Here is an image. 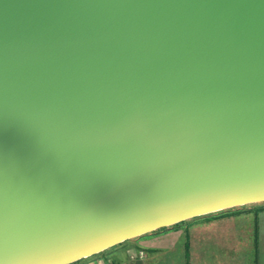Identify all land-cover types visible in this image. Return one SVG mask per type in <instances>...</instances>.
Instances as JSON below:
<instances>
[{
  "label": "water",
  "instance_id": "95a60500",
  "mask_svg": "<svg viewBox=\"0 0 264 264\" xmlns=\"http://www.w3.org/2000/svg\"><path fill=\"white\" fill-rule=\"evenodd\" d=\"M257 202L264 0H0V264Z\"/></svg>",
  "mask_w": 264,
  "mask_h": 264
},
{
  "label": "rangeland",
  "instance_id": "374dc122",
  "mask_svg": "<svg viewBox=\"0 0 264 264\" xmlns=\"http://www.w3.org/2000/svg\"><path fill=\"white\" fill-rule=\"evenodd\" d=\"M261 203L190 219L185 226L178 224L176 243L157 250L149 264H256Z\"/></svg>",
  "mask_w": 264,
  "mask_h": 264
},
{
  "label": "crops",
  "instance_id": "0c3cea01",
  "mask_svg": "<svg viewBox=\"0 0 264 264\" xmlns=\"http://www.w3.org/2000/svg\"><path fill=\"white\" fill-rule=\"evenodd\" d=\"M261 204H264V202ZM232 210L234 209H231V211ZM257 213L260 214L257 216V219L261 218L262 220L260 219L261 226L258 223L256 224V264H264V210L258 211ZM261 214L263 215L261 216ZM205 216H200L197 218ZM187 222L188 220L180 223L179 225L185 226ZM176 226L178 225L167 227L161 230H155L151 233L120 242L98 253L83 257L74 264H149L151 255L155 254L157 250L166 249L176 243L179 237V229H176Z\"/></svg>",
  "mask_w": 264,
  "mask_h": 264
},
{
  "label": "trees",
  "instance_id": "16d2710c",
  "mask_svg": "<svg viewBox=\"0 0 264 264\" xmlns=\"http://www.w3.org/2000/svg\"><path fill=\"white\" fill-rule=\"evenodd\" d=\"M185 221H187V220H184V221H180V222L174 223L172 226L178 225V224L183 223V222H185ZM161 229H164V228H160V229H158V230H161ZM76 261H78V260H76ZM76 261H73V262H70V263H67V264H74Z\"/></svg>",
  "mask_w": 264,
  "mask_h": 264
},
{
  "label": "built area",
  "instance_id": "2783aa9c",
  "mask_svg": "<svg viewBox=\"0 0 264 264\" xmlns=\"http://www.w3.org/2000/svg\"><path fill=\"white\" fill-rule=\"evenodd\" d=\"M99 264H102V263H99Z\"/></svg>",
  "mask_w": 264,
  "mask_h": 264
}]
</instances>
